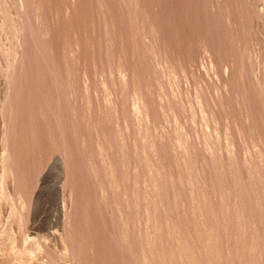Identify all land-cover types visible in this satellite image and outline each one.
I'll return each mask as SVG.
<instances>
[{
	"label": "rangeland",
	"instance_id": "obj_1",
	"mask_svg": "<svg viewBox=\"0 0 264 264\" xmlns=\"http://www.w3.org/2000/svg\"><path fill=\"white\" fill-rule=\"evenodd\" d=\"M0 264H264V0H0Z\"/></svg>",
	"mask_w": 264,
	"mask_h": 264
}]
</instances>
